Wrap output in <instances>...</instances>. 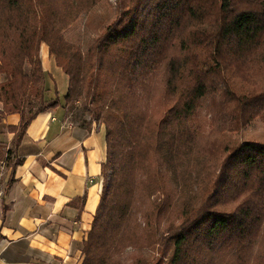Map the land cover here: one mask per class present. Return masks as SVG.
Returning <instances> with one entry per match:
<instances>
[{
	"label": "trees",
	"instance_id": "obj_1",
	"mask_svg": "<svg viewBox=\"0 0 264 264\" xmlns=\"http://www.w3.org/2000/svg\"><path fill=\"white\" fill-rule=\"evenodd\" d=\"M101 1L0 0V114H20L8 127L17 147L39 113L79 100L105 125L82 264H150L143 246L163 264H250L264 237V143L225 132L264 110V0H118L85 54L56 26ZM42 43L68 77L62 99L46 97Z\"/></svg>",
	"mask_w": 264,
	"mask_h": 264
},
{
	"label": "crops",
	"instance_id": "obj_2",
	"mask_svg": "<svg viewBox=\"0 0 264 264\" xmlns=\"http://www.w3.org/2000/svg\"><path fill=\"white\" fill-rule=\"evenodd\" d=\"M40 54L49 96L59 83L67 90L68 77L46 43ZM20 119L15 113L6 122ZM17 154L22 162L0 197V264H82L103 188L105 125L59 106L29 123Z\"/></svg>",
	"mask_w": 264,
	"mask_h": 264
},
{
	"label": "rangeland",
	"instance_id": "obj_3",
	"mask_svg": "<svg viewBox=\"0 0 264 264\" xmlns=\"http://www.w3.org/2000/svg\"><path fill=\"white\" fill-rule=\"evenodd\" d=\"M77 0H75V3ZM118 0H102L95 7L88 12H77L75 17L69 22H61L56 28L57 30L69 41L81 47L82 51L86 54L90 49L92 43L106 31L109 24L114 22L117 18L116 6ZM43 44V43H42ZM41 44V46H42ZM41 52V48H40ZM41 55V54H40ZM52 55V54H50ZM55 59V56L52 55ZM41 57V56H40ZM56 61V60H55ZM57 64V63H56ZM28 69V66H27ZM5 79V76H1ZM255 77L264 82V71H257ZM48 80V79H47ZM45 81L44 89L46 91V97L49 98V91H53ZM59 82V81H58ZM50 88V89H49ZM66 93V87L61 86L59 83V97L62 99ZM48 95V96H47ZM53 95V94H52ZM219 100L214 95H211L206 101L202 103V122H206L208 117L207 113L211 106L215 103L218 104ZM73 118L87 119L90 121V115L87 112L84 113V106L82 100L77 101L69 107ZM3 110V105L0 102V111ZM235 113V111L233 112ZM10 113L6 115L0 114V190H5L10 184L12 171L15 162L18 159L17 144L15 138L18 132H11L9 130L10 125L6 122ZM19 114V113H18ZM96 122V121H95ZM96 123L101 124L100 121ZM208 132V131H206ZM228 139L242 143L244 141H256L264 143V110L249 121L248 124L242 125L238 130H232L225 132ZM143 226V222L141 227ZM264 237L259 239V244L255 247L252 260L250 264H264L262 259L257 258L256 255L260 252V249H264ZM134 246H129L124 254L123 258L126 260L130 253L134 251ZM150 260V264H163L161 261V251L159 247H141L140 250Z\"/></svg>",
	"mask_w": 264,
	"mask_h": 264
},
{
	"label": "built area",
	"instance_id": "obj_4",
	"mask_svg": "<svg viewBox=\"0 0 264 264\" xmlns=\"http://www.w3.org/2000/svg\"><path fill=\"white\" fill-rule=\"evenodd\" d=\"M3 195V191L0 190V197Z\"/></svg>",
	"mask_w": 264,
	"mask_h": 264
}]
</instances>
